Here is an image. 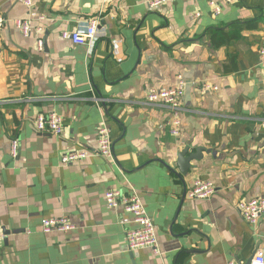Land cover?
Instances as JSON below:
<instances>
[{
  "label": "crops",
  "instance_id": "0c3cea01",
  "mask_svg": "<svg viewBox=\"0 0 264 264\" xmlns=\"http://www.w3.org/2000/svg\"><path fill=\"white\" fill-rule=\"evenodd\" d=\"M146 1L32 0L27 9L0 0V15L32 27L28 36L12 25L0 30V264H247L264 244V216L253 227L235 208L264 197V0H212L218 15L209 0L153 10ZM92 18L90 45L61 37ZM178 76L185 89L173 137L168 109L144 101L150 87ZM50 112L62 118L60 135L34 128L35 116ZM102 121L113 160L94 152ZM198 147L200 160L180 174L178 153ZM74 149L89 157L61 165V153ZM195 178L216 192L187 199ZM114 188L137 191L159 253L127 249L126 231L136 224L122 207L106 206L104 193ZM60 216L72 229L41 231L43 218Z\"/></svg>",
  "mask_w": 264,
  "mask_h": 264
},
{
  "label": "built area",
  "instance_id": "2783aa9c",
  "mask_svg": "<svg viewBox=\"0 0 264 264\" xmlns=\"http://www.w3.org/2000/svg\"><path fill=\"white\" fill-rule=\"evenodd\" d=\"M23 5L30 9L32 0H20ZM171 0H147L146 5L149 9H157ZM232 0H222L223 3H230ZM212 13L218 15L221 12V6L216 2L209 0ZM195 16H199L197 12ZM7 25H12L18 29L23 36L30 35L32 30L29 19L16 18L8 19L0 15V30ZM98 20L92 18L86 25L80 29L73 31H62L61 37L69 39L75 45H90L96 34ZM35 30L40 33L41 28L35 27ZM36 49H43V39L40 37L36 40ZM259 64L264 69V47L259 50ZM264 71V70H263ZM203 88L216 90V86L203 84ZM185 81L181 76H178L175 83L169 87H150L145 94L144 103L147 105L164 106L168 109V117L166 125L169 134L177 137L181 129V112L182 96L184 94ZM261 125L264 126V110L261 117ZM34 128L37 132L48 131L54 135H60L63 130L62 118L56 113L48 114L38 113L34 119ZM96 149L95 153L113 160V141L110 135V129L105 121H102L96 130ZM18 154V141L12 138L10 141V155L16 158ZM89 157V152L84 149H74L65 151L60 155V164L67 165L73 161L81 160ZM216 192V187L210 180L195 178L185 189V197L191 200H207ZM104 199L108 208L122 207V209L131 214L132 221L136 224L135 228L126 231V247L129 251H135L141 248H150L154 253H159L158 241L155 226L152 219L146 213L145 207L136 190H130L125 193L120 189H109L104 193ZM236 210L245 222L251 226H257L264 216V197L259 196L248 200H240L235 205ZM72 223L66 216L47 217L43 218L40 224V229L44 233L51 231L65 232L72 229ZM4 232L0 227V240L3 238ZM227 264H236L230 260ZM249 264H264V244L261 245L253 255Z\"/></svg>",
  "mask_w": 264,
  "mask_h": 264
},
{
  "label": "water",
  "instance_id": "95a60500",
  "mask_svg": "<svg viewBox=\"0 0 264 264\" xmlns=\"http://www.w3.org/2000/svg\"><path fill=\"white\" fill-rule=\"evenodd\" d=\"M187 151L188 149L185 148L182 151H180L177 155L176 165L179 168V173L182 175H186L188 173V170L191 168L190 162L192 160H200L204 148L198 147L194 153H191L189 155H186ZM249 262L247 264H249Z\"/></svg>",
  "mask_w": 264,
  "mask_h": 264
}]
</instances>
